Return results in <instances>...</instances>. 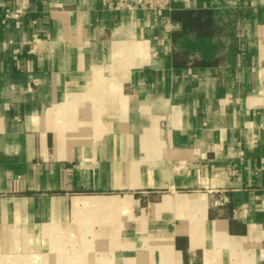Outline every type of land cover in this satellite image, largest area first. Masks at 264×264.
<instances>
[{"label": "crops", "instance_id": "1", "mask_svg": "<svg viewBox=\"0 0 264 264\" xmlns=\"http://www.w3.org/2000/svg\"><path fill=\"white\" fill-rule=\"evenodd\" d=\"M0 264H264V0H0Z\"/></svg>", "mask_w": 264, "mask_h": 264}, {"label": "built area", "instance_id": "2", "mask_svg": "<svg viewBox=\"0 0 264 264\" xmlns=\"http://www.w3.org/2000/svg\"><path fill=\"white\" fill-rule=\"evenodd\" d=\"M103 3L116 10H145L159 12L171 6V0H103Z\"/></svg>", "mask_w": 264, "mask_h": 264}, {"label": "trees", "instance_id": "3", "mask_svg": "<svg viewBox=\"0 0 264 264\" xmlns=\"http://www.w3.org/2000/svg\"><path fill=\"white\" fill-rule=\"evenodd\" d=\"M189 22H190L189 24H192V23L194 24V21H192V20H191V21H189Z\"/></svg>", "mask_w": 264, "mask_h": 264}]
</instances>
